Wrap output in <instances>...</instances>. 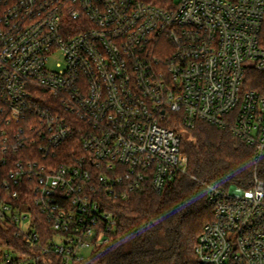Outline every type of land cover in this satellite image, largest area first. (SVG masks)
Wrapping results in <instances>:
<instances>
[{
  "label": "built area",
  "instance_id": "1",
  "mask_svg": "<svg viewBox=\"0 0 264 264\" xmlns=\"http://www.w3.org/2000/svg\"><path fill=\"white\" fill-rule=\"evenodd\" d=\"M263 30L264 0H0V222L19 238L0 264L87 259L111 203L187 175L200 123L255 159L250 188L201 183L200 264H264Z\"/></svg>",
  "mask_w": 264,
  "mask_h": 264
},
{
  "label": "trees",
  "instance_id": "2",
  "mask_svg": "<svg viewBox=\"0 0 264 264\" xmlns=\"http://www.w3.org/2000/svg\"><path fill=\"white\" fill-rule=\"evenodd\" d=\"M152 1L160 6L166 3ZM250 83V89H259L264 75L252 74ZM181 135V152L188 157L187 175L177 177L162 193L144 185L130 198L111 203L117 227L109 242L77 264H200L198 241L213 220L207 190L201 183L250 188L254 181V152L230 131L206 123ZM258 177L264 182V158L258 165ZM44 232L41 243L46 244L48 227ZM8 242L18 245L19 238L0 222V245ZM39 264L63 262L51 254Z\"/></svg>",
  "mask_w": 264,
  "mask_h": 264
},
{
  "label": "rangeland",
  "instance_id": "3",
  "mask_svg": "<svg viewBox=\"0 0 264 264\" xmlns=\"http://www.w3.org/2000/svg\"><path fill=\"white\" fill-rule=\"evenodd\" d=\"M176 1H179V0H176ZM183 133H184V131L181 132V134H183ZM91 254H92V249H89V250H87V251L84 252V256L85 257H90Z\"/></svg>",
  "mask_w": 264,
  "mask_h": 264
}]
</instances>
